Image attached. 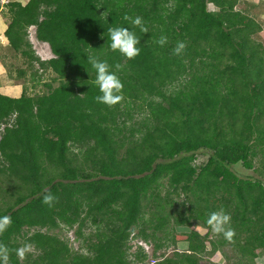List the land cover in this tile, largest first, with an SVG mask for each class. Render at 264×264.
Returning <instances> with one entry per match:
<instances>
[{
	"label": "trees",
	"instance_id": "trees-1",
	"mask_svg": "<svg viewBox=\"0 0 264 264\" xmlns=\"http://www.w3.org/2000/svg\"><path fill=\"white\" fill-rule=\"evenodd\" d=\"M239 1L6 3L9 46L27 56L31 67L37 63L55 73L42 93L0 92V126L5 124L0 176L14 179L17 193L12 202L0 204V217L12 218L0 234L8 264H133L146 257L141 246L135 260L129 257L136 229L138 237L154 241L155 251L167 245L173 231L186 236L173 241V254L156 264H203L208 240L218 246L209 239L206 221L220 209L231 216L236 235L230 244L238 249L239 264L259 259L264 253V47L252 38L261 25L236 8ZM125 14L142 17L148 33L133 28ZM31 26L54 57L36 54ZM113 26L136 33L140 55L129 60L111 50L107 30ZM162 35L168 38L163 47L155 43ZM178 41L187 45L180 56L173 54ZM89 54L106 60L119 76L120 104L95 100L100 92ZM116 63L123 68L117 71ZM199 152L209 155L200 165ZM238 164L254 174L238 175L233 169ZM218 191L227 200L219 199ZM47 193L57 197L51 207L43 203ZM76 224L84 250L50 232ZM88 226L95 230L85 233ZM218 242L229 243L223 235ZM24 243L34 249L22 261L15 249Z\"/></svg>",
	"mask_w": 264,
	"mask_h": 264
},
{
	"label": "rangeland",
	"instance_id": "rangeland-1",
	"mask_svg": "<svg viewBox=\"0 0 264 264\" xmlns=\"http://www.w3.org/2000/svg\"><path fill=\"white\" fill-rule=\"evenodd\" d=\"M9 1V0H5ZM238 10L244 11V13L248 14L250 17L254 18L257 23L261 25V30H258L256 33L252 35L253 40L256 43H260L264 47V0H240L238 5L236 6ZM8 14V11L7 13ZM9 16V14L7 15ZM10 17V16H9ZM35 27L29 28V35L30 40L33 43L34 49L36 54L41 59H50L54 55L51 53L50 46L39 42L37 39L34 38ZM32 38V39H31ZM34 39V40H33ZM8 47V48H7ZM6 50L2 49L3 55H1V61L5 64V74L2 81L7 82L5 86L15 85L18 86L20 93L26 88L28 93L35 94V93H42L47 90L45 83L52 81V78L55 76V73L51 71V69L42 70L39 68V65L36 63L31 67L28 64V57L21 55L20 52L14 51L8 44ZM25 69V75H19V70ZM38 71V75H33L34 71ZM59 84L58 81H54V86ZM4 86V87H5ZM11 87V86H9ZM1 134V132H0ZM209 155L204 152L198 153V158L196 163L200 165L208 160ZM233 169L237 172L240 176H245L247 174H254L253 170H249L245 168L242 164H238L233 166ZM11 180V179H10ZM7 180L5 176H0V204L2 205L3 201L12 202L14 198L17 196L15 193V188L13 184L15 180ZM166 184V181H165ZM166 187L163 188V193H165ZM218 198L222 200H227V197L223 195L220 191L217 192ZM183 198H178L177 200L181 201ZM174 215V214H173ZM173 217H170V221H172ZM195 224L202 225L200 221H196ZM78 228V224L73 227H67L62 225L59 228H56L50 232L56 233L61 237H64L68 240L70 246L74 250L82 249V238L78 237L76 234V229ZM91 230H95V226H88L85 228V233H89ZM33 231V230H32ZM138 229H136L131 236L130 239V249H129V257L130 259L135 260L134 253L137 249L142 248L143 252L146 254V257L143 260H135L133 264H156L157 261L164 258V256H170L173 254L175 250V245L173 241L177 239L184 238L186 236H182L179 234L178 231H173L171 234V238L168 240L165 238L164 242H167L166 246L155 251V245L153 240H144L141 237L137 236ZM159 235H162L159 232ZM222 238V234H216L211 231L209 235V239L215 240L218 243L217 248L213 247L210 243V240L207 242V249L208 252L204 255L202 262L203 264H239L240 255L235 251L230 243H225L224 245L219 244V240ZM84 250V249H82ZM259 259H254L249 264H264V253L259 254ZM262 255V258H261ZM24 261V259L22 260Z\"/></svg>",
	"mask_w": 264,
	"mask_h": 264
},
{
	"label": "clouds",
	"instance_id": "clouds-1",
	"mask_svg": "<svg viewBox=\"0 0 264 264\" xmlns=\"http://www.w3.org/2000/svg\"><path fill=\"white\" fill-rule=\"evenodd\" d=\"M123 19L125 21H128V23L133 28L139 27L141 32L148 33V28L144 25L142 17H132L125 14ZM34 33V38L37 39L36 27L34 29ZM107 33L110 40L109 46L112 51H118L121 55L129 60L134 59L135 57L140 55L141 50L137 47V45L140 44V39L137 37L134 31L129 30V27L113 26L108 28ZM155 43L163 47L168 43V38L162 35L158 40L155 41ZM186 47L187 45L185 42L178 41L176 47L173 49V54L180 56L184 52ZM88 62L96 72L94 83L98 87L100 92V95H97L95 97V100L98 103L105 104L109 107L120 104L124 99L122 94L124 85L116 72L110 70V65L106 60L102 61L94 55H88ZM114 67L117 71H119L123 68V65L120 63H116ZM56 200L57 197L51 193H47L43 197V203L50 207ZM206 222L214 233L222 234L224 239L229 243H232L234 241L236 233L235 230L230 226L231 216L223 209L211 212ZM11 223V216L5 215L0 217V234H3L4 231L11 225ZM33 249V244L24 243L21 247L15 249V254L19 259L23 260L27 254L33 251ZM8 261L9 249L5 244L0 243V264H8Z\"/></svg>",
	"mask_w": 264,
	"mask_h": 264
},
{
	"label": "crops",
	"instance_id": "crops-1",
	"mask_svg": "<svg viewBox=\"0 0 264 264\" xmlns=\"http://www.w3.org/2000/svg\"><path fill=\"white\" fill-rule=\"evenodd\" d=\"M9 1H11V0H9ZM16 1H20L23 4L28 2V0H16ZM6 3H7V1L1 0L2 7L0 10V78H3L4 74H5L4 73L5 72V67H4L5 64H4V62L1 61L2 60L1 55H3L2 49L6 50V47L8 46V43H9L8 39L5 36V31H6L8 25L11 21L10 17L7 16L8 14H6L8 11L7 7L5 6ZM38 41L49 45L48 42H43L40 40H38ZM50 49H51V47H50ZM51 53H52V55H54L52 50H51ZM2 80L3 79H0V92H3V93L8 94V95H12V96H20L22 94L23 91L20 93V90H19L18 86H16V84L15 85H13V84L9 85L11 87L5 86V84H7V82H6V80H5V82H3ZM261 258H262V255H261Z\"/></svg>",
	"mask_w": 264,
	"mask_h": 264
},
{
	"label": "built area",
	"instance_id": "built-area-1",
	"mask_svg": "<svg viewBox=\"0 0 264 264\" xmlns=\"http://www.w3.org/2000/svg\"><path fill=\"white\" fill-rule=\"evenodd\" d=\"M30 36H32V35L30 34ZM39 68H40V66H39ZM4 127H5V124H1V126H0V132L4 129Z\"/></svg>",
	"mask_w": 264,
	"mask_h": 264
}]
</instances>
